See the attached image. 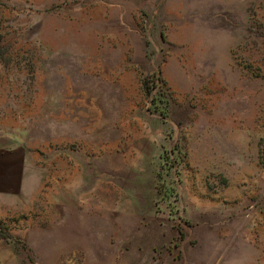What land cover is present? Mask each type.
<instances>
[{
    "label": "rangeland",
    "instance_id": "rangeland-1",
    "mask_svg": "<svg viewBox=\"0 0 264 264\" xmlns=\"http://www.w3.org/2000/svg\"><path fill=\"white\" fill-rule=\"evenodd\" d=\"M0 264H264V0H0Z\"/></svg>",
    "mask_w": 264,
    "mask_h": 264
}]
</instances>
